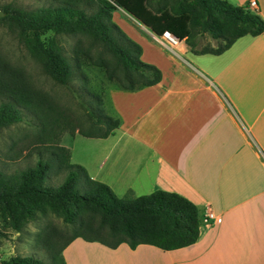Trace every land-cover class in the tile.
I'll use <instances>...</instances> for the list:
<instances>
[{
	"label": "crops",
	"instance_id": "0c3cea01",
	"mask_svg": "<svg viewBox=\"0 0 264 264\" xmlns=\"http://www.w3.org/2000/svg\"><path fill=\"white\" fill-rule=\"evenodd\" d=\"M255 5L248 8L264 21V0ZM116 8L138 29L140 59L161 76L138 89H110L118 126L105 137L83 136L81 146L64 144L69 161L116 196L154 189L185 196L198 209L199 234L172 249L74 237L61 250L64 264H264V28L220 53H194L183 39L166 45Z\"/></svg>",
	"mask_w": 264,
	"mask_h": 264
},
{
	"label": "trees",
	"instance_id": "16d2710c",
	"mask_svg": "<svg viewBox=\"0 0 264 264\" xmlns=\"http://www.w3.org/2000/svg\"><path fill=\"white\" fill-rule=\"evenodd\" d=\"M122 7L155 34L168 30L183 39L194 53L217 54L238 36L256 35L264 28L255 10L226 0H58L55 4L23 9L1 5L0 21L15 32L23 47L53 82L66 85L85 60L103 68L108 80L119 89L134 90L159 81L161 72L140 59V45L111 20V11ZM60 34L79 35L86 44L75 45L69 58L58 41ZM204 34L214 42L199 43ZM208 39V40H209ZM104 52L106 54H104ZM88 123L92 130L77 132L88 137H105L119 119L101 111L100 96ZM27 111L40 124L37 139L46 140L32 165L14 172L0 169V219L19 231L37 213L52 212L70 225L71 232L58 246L50 243L57 231L49 226L42 242L52 257L64 264L61 250L74 237L98 241L108 247L125 242L130 248L147 243L172 249L196 240L199 214L185 196L154 189L136 196H116L102 181L91 178L85 168L69 161V150L57 142L67 125L73 127L53 95L32 82L24 69L0 55V129L22 119ZM43 152V153H42ZM45 155V156H43ZM50 173H62L58 183L49 184ZM0 264H42L32 255H11Z\"/></svg>",
	"mask_w": 264,
	"mask_h": 264
},
{
	"label": "rangeland",
	"instance_id": "374dc122",
	"mask_svg": "<svg viewBox=\"0 0 264 264\" xmlns=\"http://www.w3.org/2000/svg\"><path fill=\"white\" fill-rule=\"evenodd\" d=\"M57 2L58 0H0V6L9 5L23 9H34ZM111 20L131 39H133L132 35L135 34V30L138 31L127 20L126 16H123L119 8L111 11ZM207 38L208 36L204 34L199 38L198 42L204 43L208 41L214 45V42L210 39L207 40ZM58 41L69 58L74 57L75 45L78 42L86 44L83 37L73 34H60L58 35ZM104 54L106 53L104 52ZM0 55L21 66L32 82L53 95L63 109V114L74 127L72 132L67 125L61 130L57 136L59 144H71L74 147L84 144L81 140H78L84 139V135L77 132V127L85 124L84 130H92L93 127L88 123L89 119L92 120V117L88 115V110L94 109V93L100 96L99 106L101 111L112 115L108 94L112 88L119 89L118 85L114 80L106 78L102 67L93 65L85 60L82 53H78L80 58L79 69L82 70L86 80L80 79L78 71L75 70L74 76L66 85L57 84L41 71L38 63L29 56L15 32L10 30L4 22L0 21ZM112 116L115 117L114 115ZM39 128L40 124L36 118L31 113L23 111L20 121L0 129L1 170L14 172L35 162L38 156V149H41L44 143H47L46 140L40 142L37 139ZM75 133L78 134H76L74 139L72 136ZM62 176V173H50L46 181L49 184L58 183ZM49 226L53 227L58 233L50 242L52 246H58L71 232L69 224L64 223L60 217L49 211L42 214L37 213L19 231L11 229L0 219V260L11 255H32L41 259L42 264H60L59 255L52 257L41 239L42 233Z\"/></svg>",
	"mask_w": 264,
	"mask_h": 264
},
{
	"label": "built area",
	"instance_id": "2783aa9c",
	"mask_svg": "<svg viewBox=\"0 0 264 264\" xmlns=\"http://www.w3.org/2000/svg\"><path fill=\"white\" fill-rule=\"evenodd\" d=\"M247 6L255 8L256 7L255 0H248ZM159 37L168 46H172L176 44L178 41V38L175 35H173L171 32H169L168 30H163L162 33L159 34Z\"/></svg>",
	"mask_w": 264,
	"mask_h": 264
},
{
	"label": "water",
	"instance_id": "95a60500",
	"mask_svg": "<svg viewBox=\"0 0 264 264\" xmlns=\"http://www.w3.org/2000/svg\"><path fill=\"white\" fill-rule=\"evenodd\" d=\"M0 14H1V12H0Z\"/></svg>",
	"mask_w": 264,
	"mask_h": 264
}]
</instances>
